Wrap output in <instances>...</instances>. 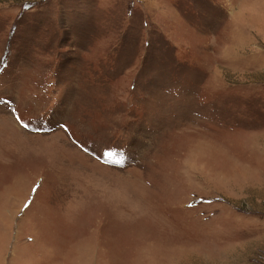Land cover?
I'll list each match as a JSON object with an SVG mask.
<instances>
[{"label":"rangeland","instance_id":"374dc122","mask_svg":"<svg viewBox=\"0 0 264 264\" xmlns=\"http://www.w3.org/2000/svg\"><path fill=\"white\" fill-rule=\"evenodd\" d=\"M0 264H264V0H0Z\"/></svg>","mask_w":264,"mask_h":264}]
</instances>
